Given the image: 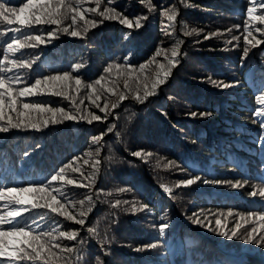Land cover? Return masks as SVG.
<instances>
[{"label":"trees","instance_id":"obj_1","mask_svg":"<svg viewBox=\"0 0 264 264\" xmlns=\"http://www.w3.org/2000/svg\"><path fill=\"white\" fill-rule=\"evenodd\" d=\"M151 2L155 10L150 13L140 0H112L111 4L100 0L101 11L115 7L129 18L146 15L148 19L141 21L143 26L139 29H129L119 20L88 12L86 18L102 23L89 27L82 36L56 31L50 43L35 49H21L23 58H36L32 69L19 70L29 84L40 74L64 71L81 76L84 83L77 91L72 80L67 95L45 91L20 99L41 101L86 119H61L39 130L22 127L0 133V188L44 183L60 167L71 164L64 175L79 183L53 182V187L64 194L58 195V199L67 205L66 210L78 218L81 209L78 201L92 197V209L85 225L30 206L24 216L29 221L36 218L33 231H39L37 225L48 231L80 229L78 239H84L83 245L64 238L57 241L82 249L79 258L76 254H62L68 257V264H264V244H246L242 238L228 239L219 235L220 227L215 224L220 219L223 230L229 233L240 224L239 237L247 235L252 228L257 229V238L264 236L261 228L264 221L249 215L264 213V196L259 195V189L264 188L260 179L264 176V141L260 139L264 128L259 122L264 114L260 117L254 114L256 109L264 108L257 99L264 94V43L256 47L244 43L249 0ZM261 2L264 0H257L258 4ZM19 3L20 0H12L13 6ZM95 3L96 0H84L83 7H95ZM165 8H174L175 21L162 15ZM260 13H264V8L257 9V14ZM68 24H71V14L60 27ZM10 27L13 26L0 22V30ZM251 28L253 37L264 40V34L255 31L264 25L251 22ZM56 29L57 25L41 24L23 31L45 34L47 39L46 33ZM73 29L82 31L83 22L78 20L69 32ZM192 29L196 31L191 35L184 34ZM210 33L218 34L205 39ZM11 35L7 31L0 37V59L6 50L4 41ZM234 36L239 39H233ZM176 44L179 48L175 67H171L164 83L152 90L158 64L168 65L165 54L173 59L171 49ZM245 47L249 48L247 57L243 56ZM157 49L162 52L160 56H155ZM153 57L154 62L148 63ZM77 63L83 66L73 71L71 66ZM117 63L133 67L104 71L109 64ZM141 64L147 66L141 70ZM101 76L104 79L102 87L97 86L100 94L97 103L101 107L108 103L109 111L116 115L88 123L89 112L104 116L88 99L91 90L85 87ZM125 81L129 85L127 89ZM145 84L153 94L142 101L136 100L137 91L144 95ZM222 84L230 86L225 88ZM112 87L127 96L115 109L111 103L117 97L105 91ZM4 112L5 119L0 124L6 126L7 117L11 115L15 120L16 113L7 107ZM205 112L211 115H201ZM33 115L47 118L50 114ZM112 123L116 128L104 135L97 154L98 146L92 136L99 135ZM25 151L28 157L23 156ZM135 151H141L142 156H133ZM77 156L80 159L74 160ZM97 160L100 163L94 166ZM72 168L79 171L74 172ZM81 173L89 179H84ZM196 173L202 179L228 180L233 184L238 181L239 186L202 181L190 186L180 184ZM81 184L89 186L81 187ZM165 186L172 189L171 194L164 191ZM254 190L257 195H249ZM117 200L121 203L114 207ZM69 201L75 202V207ZM142 204L149 208L141 209ZM5 205L15 207L9 200L0 201V213L8 211ZM83 207H88L87 201ZM193 213L204 225L211 221L210 227L193 224L196 218ZM41 215L46 219H40ZM161 223L169 225L163 237H159ZM88 227L96 228L99 237L88 233ZM158 238L161 242L157 248L136 250Z\"/></svg>","mask_w":264,"mask_h":264},{"label":"snow or ice","instance_id":"obj_2","mask_svg":"<svg viewBox=\"0 0 264 264\" xmlns=\"http://www.w3.org/2000/svg\"><path fill=\"white\" fill-rule=\"evenodd\" d=\"M112 0H108V3L111 4ZM141 3H145L148 11L151 13L155 10V5L152 4L151 0H140ZM84 0H75V3L66 2V0H20V3L16 6L12 5V0H3L0 2V22L6 23L10 29L0 30V37L5 36L7 31L13 33V35L8 36L4 41L5 43V53L0 59V73L9 74L4 75L0 74V120L5 119L4 109L7 107L11 112L16 113L15 120L9 115L7 117V125L0 124V133L7 132L10 128L20 129L22 127L31 128L39 130L41 126L47 127L51 122L53 124L60 122L61 119L66 120H77V119H86L85 116L74 115L73 113L66 112L63 108H53L47 105L44 102H24L20 98L34 96L38 93L45 91L52 92L54 95L61 96L67 95V90L71 87V81H75L76 90L79 91V88L82 83L81 76H72L69 71H64L62 73L54 74H40L34 78L33 82L29 84L26 80L23 79L19 70L21 69H32L33 63H35V57L23 58L24 53L21 52V49H35L41 44L50 43L52 39L56 37V31H63L68 33L73 37H79L85 34L89 27H95L98 23L96 19L86 18V13H94L108 20H119V23L125 25L127 28H141L142 20H147L146 15L134 16L129 18V16L124 15L122 12L117 11L115 7H106L103 11L100 10V0H96L95 7H83ZM258 8H264V2L257 3V0H249V6L246 9L247 20L245 21V31L247 35L244 36V43L246 45H251L256 47L257 45L264 43V40L256 39L252 35L251 22H258L261 25H264V13L257 14ZM69 14H71V24L65 25L62 28L60 27L64 20L68 19ZM162 15L166 16L168 20H176V11L174 8H165L162 9ZM83 22V30L73 29L69 32V29L72 25L77 24V21ZM57 25L56 30H49L46 33L47 39H45V34H38L29 31H23V29H30L33 25ZM239 28V25L235 26ZM195 29L191 31H185V35H191L195 32ZM230 32L231 29H228ZM255 31L264 34V28H256ZM218 33H210L209 36H205V39H208L211 35H217ZM165 35H170V33H165ZM252 37V39H249ZM233 39L238 40L239 37L234 36ZM179 44H176L171 49V56L173 59H169L165 54V59L168 60V65L164 63L158 64V71L156 72V78L151 84V89L154 90L159 84L164 83V78L170 75L171 67H175L177 61L174 59L178 55ZM249 48L245 47L243 51V56L247 57ZM21 53L20 57H17L16 54ZM162 54L160 49H157L155 56H160ZM127 59V58H125ZM153 60L148 61V63H153ZM82 64L72 65L73 71H79L82 67ZM147 65L141 64L140 68L143 70ZM121 67L131 68L132 65H121V64H109L104 71L112 72L113 68L120 69ZM16 70V71H14ZM104 79L103 76L96 79L93 82L85 84V87L91 90V94L88 96V99L92 104L99 108L100 112L104 113V116L96 115L95 113H88V123H92L93 120L101 121L106 120L109 115L115 116L116 113L109 111V104L105 103L102 107L97 101L100 99L98 85H101V81ZM147 79V77L145 78ZM22 85V86H19ZM223 87L227 88L230 85L222 84ZM124 87L127 89L129 87L127 81H125ZM144 95L141 96L139 92L135 94V99L142 101L147 96L152 95L153 91L148 90V85L145 84ZM60 89V91H56ZM107 92H111L112 95L117 97L116 102L111 103V108L115 109L118 107V103L127 98L124 92H118L114 87L105 89ZM258 101L261 104H264V94H261L257 97ZM19 101V106H18ZM82 103V101H81ZM76 111L79 112L80 109L77 107ZM37 114H50L47 118H44L42 115L37 116ZM254 114L257 117L264 114V108H258L254 111ZM193 115H196L193 113ZM203 116H210V112L201 113ZM23 117V119H21ZM260 125L264 128V119H261ZM116 128V124H110L103 132L99 135H93L92 141L98 146L96 153L99 154L100 147H102V140L104 135L107 133H112ZM119 135V133H116ZM264 141V136L260 138ZM91 155V153H89ZM133 156L141 157V151H135L132 153ZM146 155L151 156L152 153H147ZM24 157H28L29 153L25 151L23 153ZM74 160H79L80 157H73ZM99 160L95 161L94 166L99 165ZM71 164H65L60 167L58 170L51 174L49 178H46V182L41 184H29L28 186L18 187L6 185L0 188V201L9 200L15 207H9L8 211L0 213V264H18L20 261H32L34 264H68V257L62 255L63 253L76 254L79 258L82 249L77 248L76 246H66L61 245L57 241L60 238H64L68 241H76L78 244L83 245L85 243L84 239L81 237L78 239L80 229H70L66 231H59L58 229H53L51 231L44 230L42 227L37 225L39 231H33L32 225L37 224L35 217L29 220H25L24 216L29 212L30 206L32 209H47L50 213L64 216L66 220L73 221L77 225L84 226L85 218L88 215V212L92 209V197L87 196L84 200L78 201L81 205L79 211V218L77 215H73L71 212L67 211V205L62 202L61 199H58L59 196L64 194L60 192L59 188L53 187V182H65L67 184H78L79 182L74 179H67L64 175L65 169L70 168ZM72 171H79L78 168H72ZM81 176H84L81 173ZM94 176V174H93ZM84 179H89V177L84 176ZM261 183L264 184V176L261 178ZM204 184H230L232 187H238L239 182L237 181L233 184L232 181L228 180H218V179H202V176L199 173L190 175L188 178L180 181V184L185 186H190L201 182ZM92 181L90 180L89 183ZM81 187H88L89 185H80ZM179 186V185H177ZM126 189H120V191H125ZM164 191L171 194L172 189L169 187H164ZM56 193V194H54ZM251 196H256L257 191H251L249 193ZM259 195L264 196V188L259 189ZM87 201L88 207L85 209L83 206ZM73 207H75V202ZM121 201L117 200L114 207L118 206ZM124 203H128L124 201ZM149 205L142 204L141 209H148ZM133 210H135V205H133ZM196 217L192 220L193 224H198L201 226L204 225L201 218L193 213ZM231 215V212H229ZM251 216H257L260 221H264V213H249ZM19 218V219H18ZM40 219H46L45 216L41 215ZM163 220L164 217H161ZM243 219V217H241ZM21 221H23L21 223ZM215 224L220 227L219 235L225 236L228 239L233 238H242L244 243H255L256 245L264 244V236L257 238V229L252 228L247 235L239 237L237 231L240 229L241 225L237 224L235 229L231 232L223 230L221 225V220L216 219ZM3 225H8V228H4ZM169 228L167 223H161L158 226L159 237L165 235V230ZM261 228H264V224L261 225ZM210 230H214L211 229ZM87 232L99 237V233L96 228L88 227ZM58 233V234H54ZM160 239L158 238L156 242L148 243L143 245L141 248H137V251H141L144 248H157L160 244ZM54 249H59V251H54ZM102 264V262H100Z\"/></svg>","mask_w":264,"mask_h":264}]
</instances>
